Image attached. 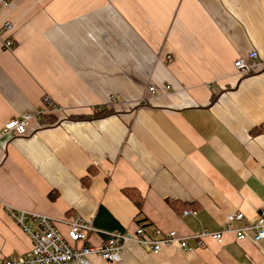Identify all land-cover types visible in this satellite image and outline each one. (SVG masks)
<instances>
[{
	"label": "crops",
	"instance_id": "obj_1",
	"mask_svg": "<svg viewBox=\"0 0 264 264\" xmlns=\"http://www.w3.org/2000/svg\"><path fill=\"white\" fill-rule=\"evenodd\" d=\"M10 37L12 51L3 48ZM45 96L57 124L33 117L22 136L3 133L13 118L35 116ZM94 108L117 114L69 120ZM263 124L264 0L0 7V254L32 247L7 208L47 216L64 235L79 216L97 230L86 241L97 248L116 230L191 238L220 231L232 213L250 219L264 209V133L254 132ZM117 264H264V241L226 234L156 255L131 242Z\"/></svg>",
	"mask_w": 264,
	"mask_h": 264
},
{
	"label": "built area",
	"instance_id": "obj_2",
	"mask_svg": "<svg viewBox=\"0 0 264 264\" xmlns=\"http://www.w3.org/2000/svg\"><path fill=\"white\" fill-rule=\"evenodd\" d=\"M14 1L17 0H0V7H7ZM3 29L5 32H10L12 26L7 22L3 24ZM14 47L15 42L12 37L3 41L4 49L12 51ZM247 57L248 60L255 61L258 55L255 51H251ZM233 66L241 76L248 75L252 71L243 59L236 60ZM42 103V108L35 116L23 114L7 122L3 133L22 136L33 117L40 120L44 115L59 111L58 106L46 96L43 97ZM6 212L27 235L32 247L19 255L0 254V264H91L89 260L91 256H97L110 264H117L121 261L125 246L131 242L148 248L152 254L156 255L173 245L184 252L197 251L205 248L207 240L220 243L226 234L233 235L236 241L249 240L254 244L264 241V209L258 210L250 219L241 212L229 214L220 231L201 230L191 238L179 237L174 231L162 233L158 229L148 233L141 226L133 232L119 230L107 232L103 244L98 248L86 243L88 234L97 230L90 222L84 221L79 216H74L67 222V233L64 235L57 227V222L47 216L12 208H7ZM189 240L193 243L190 244Z\"/></svg>",
	"mask_w": 264,
	"mask_h": 264
},
{
	"label": "trees",
	"instance_id": "obj_3",
	"mask_svg": "<svg viewBox=\"0 0 264 264\" xmlns=\"http://www.w3.org/2000/svg\"><path fill=\"white\" fill-rule=\"evenodd\" d=\"M216 100V97H213L212 102ZM116 112L112 108H94L90 113L83 116H77L69 118L71 121H94L98 119H102L111 115H114ZM117 114V113H116ZM40 121L45 122L48 125L57 124L58 120L55 117V114H47L41 117ZM255 133H264V124L260 126L259 128H256L254 130ZM131 198H133L131 195H129ZM138 200V199H137ZM136 205L139 206V202H136ZM105 239V236H104Z\"/></svg>",
	"mask_w": 264,
	"mask_h": 264
}]
</instances>
